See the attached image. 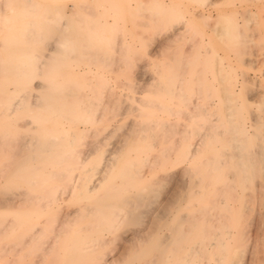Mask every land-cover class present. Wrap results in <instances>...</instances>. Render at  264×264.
Masks as SVG:
<instances>
[{"label": "rangeland", "instance_id": "374dc122", "mask_svg": "<svg viewBox=\"0 0 264 264\" xmlns=\"http://www.w3.org/2000/svg\"><path fill=\"white\" fill-rule=\"evenodd\" d=\"M167 7L171 9H166ZM45 12L44 18L50 22L43 20ZM54 12L57 16L61 12L62 15L65 13L63 19L69 23L66 27L68 33L71 30L72 34H76H68L74 51L65 59L70 63L66 62L67 68L63 69L68 70L67 76L72 75V79L77 81L76 75L79 76V81L84 80L82 85L85 86L84 82L89 83V88L92 82L97 83L94 79L103 78L98 80L103 88L93 83L98 96L94 98L98 102L95 108L97 121L77 123V128L83 133L75 145L76 153L82 158L86 157L88 164L99 160V156L102 157L101 164L111 154L115 158L112 171L107 174L97 192L117 174V168L126 160L136 161L129 173L132 179L140 182L146 180L152 189L150 192L145 191L143 200L133 206L136 212L142 211L139 221L130 222L124 218L115 229L103 233L105 243L101 253L124 264L134 250L148 245L156 238H163L168 232L167 224L180 213L189 212L186 205L190 198L197 197L195 190L203 189L201 186L208 180L207 174L219 173L222 178L226 177L230 185H227V181L226 185L219 182L216 199L225 197L230 209L224 210L216 206L210 210L209 216L213 218L210 222L214 221L215 225L213 231L218 232L220 228L224 231L219 230L220 235L210 238V241L216 243L213 248H207L209 254L205 260L209 264H264V0H0V132H7L2 136L0 133V220L10 223L9 211L25 205L20 198L26 197L23 192L27 187L14 183L19 158L15 153L18 149L15 145L19 146V141H16L19 137H25L26 140L23 141L29 142L30 139L26 137L31 131L29 126L36 124L28 115L32 113L29 109L25 111L26 108L21 107L22 109L14 111L13 108H8V112L5 105H11L10 94L15 86L19 88V95L29 96L18 97L27 98L25 100L29 99V102L35 101L36 95L43 94L44 91L41 92L43 89L39 86L46 83L44 76L49 72L48 63L46 67L44 64L45 59L50 64H55L58 59L53 57L62 54H58L55 44L64 34H55L59 29L55 28V21L51 22ZM33 20L36 23L42 20L44 26L41 23L42 26H33ZM29 21L31 23L28 25ZM29 29H33V32ZM49 29L54 31L50 33ZM26 32L32 34L27 36ZM34 33H38L39 37L34 38ZM55 35L60 39L56 40ZM29 36H32L33 42L37 39L33 47L29 45ZM83 44H87V48ZM51 51H55V55L50 54ZM30 52H34L32 54L35 57ZM20 53L31 54L32 58L27 54V60L35 58L34 65L38 62L37 65L41 67L37 68H43L41 73L47 68L45 75L36 73L38 70H33L34 65L26 67L24 70L27 72L22 70L25 76L31 74L34 77L29 78L31 81L18 80L20 83L17 81L19 85L16 84L14 73L20 70V60L25 63L26 58V55L23 58ZM48 53L53 55L52 60L51 56L45 57ZM13 67H18L17 71ZM60 70L63 71L62 68L58 71ZM22 71L17 72L18 79L22 78L19 77ZM23 72L21 76L24 75ZM88 75V80H92L90 82H86ZM161 85H175L177 89L173 93L181 94L186 104H174V108L179 107L182 113L166 116L175 126L170 143L157 137L151 140L152 143L143 152L140 149L149 141L137 139L138 136L147 134L140 129L144 118L140 111H147L148 107L143 105L145 101L157 99L159 93H167L168 90L160 89ZM89 88L87 90L85 87L86 90L83 91L84 94L88 91L90 97L93 91H89ZM94 96L92 94L90 99ZM173 96L165 94L161 99L165 103L179 101ZM202 106H208L205 117L212 122L207 121L213 128L216 126L212 130L214 135L205 139L191 161L183 160L181 155L185 146L199 138L196 133L190 137L184 135L186 130L196 129L194 119L191 122L190 117L201 112ZM148 110H152V107ZM225 114L229 115L228 119ZM235 122L238 128L231 131L229 125ZM226 126L228 129L224 131ZM240 126L244 127V132ZM136 127L137 130H134ZM201 132L203 133L202 130ZM233 134L242 144L240 151L227 145V137L230 139ZM14 141L17 143L13 144ZM165 145L173 148L166 157H160L159 150ZM240 152L243 162L249 166L244 172L237 166ZM140 153L147 158L141 164L136 160L141 156ZM209 153L220 154L223 166L218 170L207 171L206 158ZM183 166L188 169L199 166V169L185 172ZM245 172L249 175L245 176L248 179H243L242 183L245 184L239 185L238 177ZM198 174L203 176L200 186L195 184ZM135 188L134 186L126 192L135 193ZM80 190H64L58 199V205L48 211V220L55 227L50 228L53 231H47L49 235L46 232L41 237L42 242H45L44 247L47 248L52 243L48 250H43L46 252L40 253L41 249L38 247L34 250V244L12 250L11 246L16 244L14 238L6 234L7 229L1 232L0 264H67L71 256L69 237L76 235L74 230L80 224L76 220V211L83 210L84 206L90 204ZM204 196L205 193L201 198ZM12 198L19 204L17 207L15 203L9 202L8 199ZM193 203H197V206L199 202L194 200ZM232 214H239V217L231 220L229 216ZM184 240L187 241L186 237ZM220 240L225 244L223 250L219 246ZM4 246L9 250L1 248ZM31 247L33 250L28 251ZM212 252L222 253L220 262L215 261ZM149 258L146 255L134 259L130 264H148Z\"/></svg>", "mask_w": 264, "mask_h": 264}, {"label": "bare ground", "instance_id": "6f19581e", "mask_svg": "<svg viewBox=\"0 0 264 264\" xmlns=\"http://www.w3.org/2000/svg\"><path fill=\"white\" fill-rule=\"evenodd\" d=\"M168 8L169 7H167L166 9ZM56 9L54 11L57 13L59 9L58 11H56ZM170 9L171 8H169V10ZM55 12L53 14L50 13V15L51 14L53 15V19L55 18L58 19V20L52 19L51 21L52 23H54L55 21L54 26L56 29H59V32L57 31L55 32V34H58V33L64 34V36L61 37V39L60 37H56L55 35L56 40L57 38L60 39V40H57L55 47L57 48L56 50L58 54L62 53L61 54L62 57L59 55L57 57L56 56L53 57V55H50L53 53L55 55V51L52 53V51L54 50V47H53V50L51 51V53L50 54L48 53V55H45V57L51 56V60L53 58L58 59V60H55L56 62L55 64H52L54 62L50 64V61H47L48 59L46 58L45 59L46 62H44V64L46 67V64L48 63L47 64L48 69L44 68L45 72L43 71L42 72L43 74H42L41 69L43 68L39 70L37 68V66L38 67L40 66V65H37L38 62L35 63L36 65H34L35 58L31 59L32 56L35 57L33 55L35 54L34 52H30L31 54L33 53L32 56L31 54L27 53L31 57V58L29 57L30 58L29 60H27L28 57L26 53L24 55L20 53L21 54L20 56L23 55V58L26 55L25 56L26 58H24L25 63H22L23 62L22 59L20 60L22 62L19 63V69L21 71L23 70L27 72V70H24V69L26 67H32L33 65L35 66L33 70L35 68H37L38 70V71H35L36 73L40 72L42 75H45L44 74L46 73L45 69H47V72L49 71L48 73H46V76H44L46 83L43 84L40 82L43 85L42 86L37 85V87L39 86L43 89V90H40L41 92L44 91L43 94H39L38 96L36 95L34 97L35 101L32 100L31 102H29L28 101L29 99L25 100L29 98V96L25 94L19 95L18 94L19 88H17L18 86L17 87L15 86L14 87L15 90L13 91L15 92L14 95H13V92L12 94H10L11 97L13 98L8 96L10 97V101H12L11 105L8 106V104L6 103V105L4 104L6 106L5 107L2 104V106L7 108V110L8 108L9 109L13 108V110L14 109L17 110V109H20L21 107L26 108L25 111L29 109V112H32V113L28 115H30V118H33L36 121V124L29 126V129H31V131L26 137H28L30 141L28 140L29 142H24L23 140H26V139H24L25 137L21 136L23 139L19 137V139L16 140V141H19V146L15 145L16 147H18L15 153L18 154L19 158L17 159V162H16L17 165H16V171L14 175V183L16 185L17 184L26 185L27 188L23 192V195L25 194L26 197L20 198L21 203L23 202L25 205H23L24 206L23 208L21 207L15 208V209L12 208L13 210H10L11 212L9 211V213H11L10 223L9 222L5 223V221L3 222V220L2 221L0 220V236L2 235L1 232L3 233V231L7 229V233L6 231L4 233L12 236L14 238V242L16 243L11 246L12 250H16L17 248L21 249L23 248V246H28V245L31 246L34 244L33 245L34 250L35 248L38 247V249H41L40 253L46 252L43 250H48V247H50L52 243L47 248L44 247L43 245L44 241L42 242L41 237L44 234H46V232L49 231L51 227H53L52 223H50L51 220L50 219L48 220V217H47L49 215L48 211H52L54 207L58 205V199L61 198L60 195L64 190L66 191V189H69V191L73 192L75 189L79 188V190L81 189L80 191L84 193L82 194V196H85V198L87 197L89 199L90 204L84 206L83 210L76 211L77 212L76 220H79L80 224L76 230L73 229L76 235L75 236L73 235V237H69V247L68 248H69V252L71 253V256H69L70 258H68L67 264H120V263L115 262L116 259L112 257L109 258L107 257V255L101 253L100 250H102V247L105 243L103 233L105 231H111L115 229V227L119 224L121 219L127 218L130 220V222L139 221L142 211L140 213L136 212L133 206L134 204H137L141 200H143V198L145 197L143 193L145 191L149 190L150 192V190L152 189H150L149 185H147V183L145 182L146 180L140 182V181H137L136 179L135 180L132 179L129 173L131 171V168L133 167V164L136 161L134 162V161L126 160L120 167L117 168L118 169L117 174H115V176L103 188H101L99 192H97V189L101 187L102 182L106 179L107 174H109L112 171L115 158L111 154L109 157H106L105 160L101 164L102 157L99 156V160L93 163L90 162V164H88L86 162V159H87L86 157L82 158L80 157L78 153H76L77 150L75 149V145L77 143V140L83 133L82 130L77 128V123L80 122L81 124V122H84L86 124L87 123L89 124V123H94L97 121L95 117V114H96L95 108H97L96 107L97 101L94 99L97 95L95 94L96 88L94 87V84H96V86L100 88L102 83H99L98 80L100 81L103 78L99 79V77H97L98 79L96 80L94 79V81H96L97 83L92 82V84L94 83L93 85L90 83L91 84L89 85L91 86L90 88L94 89L92 90L87 86L89 83L86 84L84 82L83 84H85V86L82 85L81 82H83L84 80L79 81V76H77L76 74H74V76L76 75V77L78 78V81L76 79H72L71 77L72 75L67 76L68 70L64 71L63 69H66L67 68L66 64L69 63L65 61V59L69 55H71V53L74 51L72 50L74 49L72 48L73 46L72 41H71L72 39H70V37L68 36V34H72L73 32L69 30L70 32L68 33V30L66 29V27L69 26V23H66V21L63 19L65 17V13H63L62 15V12H61V15L57 16ZM46 13L47 12L43 13L42 18L43 20H45V22L46 21L50 22L46 20V18H44L46 16ZM54 14H56L57 17ZM30 23L31 21H29L27 24L29 25ZM40 23L44 26V23L42 22V20ZM40 23L39 22L36 23L34 21L32 25L35 26L39 24V26H42ZM33 26H30V28H33ZM99 27L101 28V26ZM103 27L105 26L103 25ZM96 29H97V26H96ZM101 29H104V28H101ZM31 30L33 32V29H29V31ZM51 31H54V30L51 29L50 33H52ZM26 33H27V36L32 34V33L29 34V32H26ZM100 34L102 35V33ZM33 35H34L33 36L34 38L39 37L38 33H34ZM51 35L53 37V34ZM28 38H29L28 42H30L29 43L30 47L31 45L33 47V43L34 42L36 43L37 39L35 40L33 38L34 39V42H33L32 36L31 38L30 36ZM73 38L76 39V37H73ZM30 40H32V42ZM83 45L86 46L87 44H83ZM90 48H93V47H89V49ZM30 50L32 51V48ZM25 59L28 62L25 61ZM13 63L16 65L15 62ZM14 64L13 65L11 64V66H14ZM20 65H24V66H20ZM49 67L50 68L52 67V68L49 69ZM17 68H14L13 70L17 71ZM58 68L59 69L62 68L63 71L62 72L61 70L58 71L59 70ZM20 70H18L17 72H20ZM17 72L14 73L15 75L14 81L16 82V84L18 82L20 83V81L18 80H21L22 82L23 80L31 81V79L34 77L31 74H29L31 77L25 76V72H23L24 75L22 74L23 76H21V73H22L21 72L19 74V77H22V78L18 79ZM24 76H25V79L23 78ZM29 78L31 79L29 80ZM88 78H89V75L87 77V80ZM90 81H92L91 78H90ZM90 81L88 80L86 82H90ZM102 82L103 84L105 83L104 80H102ZM85 87L86 89L89 88V91H93L92 93L93 96L95 94V96L92 97L93 99L92 98L90 99L92 95L91 92H90L91 94L90 97H89L88 91H87L88 95L84 94L85 92L83 90L85 89ZM160 89L168 90V91L167 93H163V92L159 93L157 99L145 101V103L143 104L145 105L144 107H148V109L152 107V110L147 109V111H145L144 109H141L140 111V112H143V116H144L143 121L141 122L142 127L140 129H143L144 132H147V134H142L138 136L137 139H140V140L147 139V141H149L145 143L146 145H144L142 149H140L143 152H145L146 148L149 147L151 140L156 139L157 137L161 138V140L163 141H169L170 143V140H172L173 135L175 133V126H174V123H170L168 121L167 117L171 114L173 115L176 114L177 116L178 114L182 113V109H180L179 107L174 108V104L180 105L181 103H184V102L186 104V100L185 98H181L182 97L181 94L173 93L177 89V88L175 89V85H173L172 87L161 85ZM81 91H83V93ZM96 93L98 92L96 91ZM165 94L169 96L174 95L177 98V100L179 99V101H169V103H165L161 99V97H164ZM23 95L24 97L26 96L27 98L21 99ZM18 96H21V97H18ZM6 101L8 102L9 99H7ZM205 105L206 104H204V106ZM181 106L184 107V105H181ZM207 107L203 108L202 106L203 109L201 110V112L195 113L193 117L192 116L190 117L191 122L194 119L193 123L195 124L196 129L186 130L185 131L186 134L184 135V137L186 136L190 137L192 134L196 133L197 136H199V138L196 141L188 143L185 146L183 152L181 151L182 152L181 156L183 157V160H190V159L192 160V158L199 152L200 147L205 143V139L209 136L213 137L214 135L212 130L214 131V129H216L215 128L216 126L213 128L212 125H210V123L212 122L208 121V119L205 117V115L208 114ZM159 111H161V113ZM227 114H225L226 118L229 117V115ZM207 121L210 123H208ZM227 127L228 126H226L224 131L228 129ZM235 127L238 128V125L236 122L231 123V125H229V128H231V131H235L236 130ZM81 129L85 130V128H81ZM240 129L243 132L245 131L243 126H240ZM134 130H137V127L134 128ZM201 130L203 131V133L201 132ZM2 132L4 134L5 133L7 134V132H4V131ZM3 133H1V136ZM227 140H228L227 145L229 144L232 147V149L235 148V149H238L239 151L242 149V144L239 143L235 134L231 135L230 139H228L227 137ZM14 142L12 143L13 144L17 143V142L15 143ZM12 143L10 142V144ZM171 148H173L171 147V145H167V146L165 145L161 147V149L159 150V156L166 157L167 154H169V151L171 150ZM219 155L220 154L218 153H212L206 158L207 171L211 169H217L223 166L222 158ZM238 155H239V159L237 160V166L240 170H242L241 172H244V169L249 168V166L245 165V163L243 162L241 152ZM159 159L157 158V160ZM136 160L137 162H139V164H141L144 161H146L147 158L141 154V156L137 157ZM195 164L196 163H194V166ZM187 166L185 167L183 166V171L186 172L188 170L189 172H191L192 170L196 171L199 169V166L189 168V169L188 167L190 165L188 167ZM74 170H77V172H74ZM245 173L244 174L241 173V175H239L238 177L239 185H241L243 179L244 180L248 179V178H245V176H247L248 173H246V175ZM218 174L217 175H213L211 173L207 174L208 180L205 182V184L201 186L203 187V189L200 188V189L195 190L194 193L197 194V197L190 198L189 202L186 205V208L189 209V212L182 213V214L180 213L179 215H177V217L175 216L176 218L172 222L167 224L166 227L168 228V232L163 238L161 237L156 238L153 242L149 243L148 245L134 250L130 254L129 258L124 264H130L132 263L134 259H138L146 255L150 256L148 260V264H209L208 261L205 260V258L209 254L206 250L208 247L213 248L216 243L214 241H210V238L212 239L213 235H220L221 232L224 231V229L222 230L221 228L219 229V230H222L221 232H219V230L218 232L217 230L213 231L215 225L213 223L214 221H212V223L210 222L213 219L209 216L210 210L212 208H215L216 206L224 210L230 209V205L227 204L228 201L227 199H225V197L216 199L217 198L216 194L219 190L218 183L223 182L222 184L226 185V181H227L225 176L222 178L221 174L220 175ZM202 180H203V176L198 174L195 184L197 186H200V183ZM151 182L152 181H150V183ZM228 184L229 182L227 181V185ZM242 184H245V183H242ZM134 186L136 187L135 193L126 192L128 189L130 188L132 189ZM203 192L205 193V196L202 199L201 195L204 194ZM8 200L9 202L11 201L10 203H15V199L13 201V198L8 199ZM194 200L199 202L197 206H196L197 203H195L194 205L193 203ZM15 205L17 207L19 204L17 205L15 203ZM15 205L13 204V206ZM68 214L67 216H69ZM67 216L66 218L69 219V217ZM226 217H227V214H226ZM238 217H239V214H236V215L232 214L229 216L231 220L232 218L234 220L235 218H238ZM233 222H236V221H233ZM220 225H222V223ZM54 227L52 229H54ZM52 229L50 231H53ZM73 230H72V233H73ZM184 237H186L187 241L184 240ZM43 240H45V238H43ZM131 240H132V237H131ZM219 246L221 247V250L225 248V244L223 240H220ZM5 247L6 246H4V248L3 247L1 248L5 249ZM6 249L9 250V248L7 247ZM28 249H29L28 251H30V249L33 250V247L28 248ZM212 256L214 257L215 261L218 263L220 262L222 253L212 252ZM7 262L8 261H6V263Z\"/></svg>", "mask_w": 264, "mask_h": 264}]
</instances>
